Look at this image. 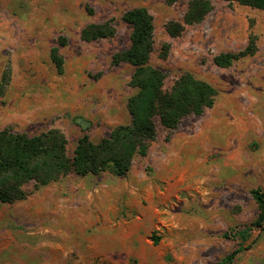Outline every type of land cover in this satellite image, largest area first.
I'll use <instances>...</instances> for the list:
<instances>
[{"label": "rangeland", "instance_id": "obj_1", "mask_svg": "<svg viewBox=\"0 0 264 264\" xmlns=\"http://www.w3.org/2000/svg\"><path fill=\"white\" fill-rule=\"evenodd\" d=\"M189 1L0 0V129L60 128L73 156L84 133L97 141L129 123L134 67L113 56L130 44L123 14L137 6L153 15L151 63L165 87L191 72L217 89L212 107L171 132L157 120L147 155L125 176L70 173L0 202V264H220L240 245L236 232L258 213L251 191L264 190V11L211 0L201 22L171 36L167 24L183 21ZM105 20L116 25L113 37L81 38L85 25ZM250 35L255 54L225 68L214 62ZM60 37L62 72L51 59ZM243 245L232 264H264V230Z\"/></svg>", "mask_w": 264, "mask_h": 264}, {"label": "trees", "instance_id": "obj_2", "mask_svg": "<svg viewBox=\"0 0 264 264\" xmlns=\"http://www.w3.org/2000/svg\"><path fill=\"white\" fill-rule=\"evenodd\" d=\"M176 1L166 0L168 4ZM226 1L264 11V0ZM212 9L211 0H190L183 21H170L167 24L169 34L179 35L185 25L201 22ZM123 20L131 26L130 44L125 50L114 54L113 62H127L134 67L130 84L136 91L127 100L131 121L117 124L107 136L97 141L84 133L77 141L73 156L68 154V138L60 128H50L33 135L15 131L10 126L1 128L0 202L26 199L31 193L26 189L29 184H33L34 190H37L70 173L86 176L109 172L115 176H125L136 156L147 155L157 137V120L171 132L185 116L201 115L206 108L215 104V86L191 72L181 74L171 87H165L166 74L151 63L155 27L153 15L147 7L137 6L126 10ZM116 32L112 20L91 22L82 28L81 38L88 42L95 41L113 37ZM256 40L255 35H250L244 49L222 52L214 57V62L225 68L240 58L255 54ZM66 43V38L60 37L59 45L51 50V59L59 72L64 69L60 47ZM0 86L4 87L3 82H0ZM251 193L257 204V217L250 225H244L236 232L240 235V245L226 255L220 264H232L238 253L249 248L243 243L249 240L252 230H264V190L258 187ZM153 240L158 243L159 237L153 236Z\"/></svg>", "mask_w": 264, "mask_h": 264}]
</instances>
